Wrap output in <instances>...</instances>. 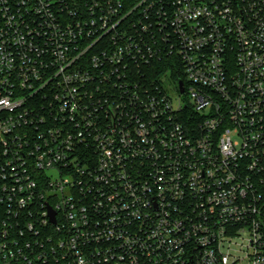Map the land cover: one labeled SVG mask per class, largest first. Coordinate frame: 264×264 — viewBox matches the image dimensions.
Instances as JSON below:
<instances>
[{
    "label": "built area",
    "instance_id": "2783aa9c",
    "mask_svg": "<svg viewBox=\"0 0 264 264\" xmlns=\"http://www.w3.org/2000/svg\"><path fill=\"white\" fill-rule=\"evenodd\" d=\"M0 264H264V0H0Z\"/></svg>",
    "mask_w": 264,
    "mask_h": 264
},
{
    "label": "rangeland",
    "instance_id": "374dc122",
    "mask_svg": "<svg viewBox=\"0 0 264 264\" xmlns=\"http://www.w3.org/2000/svg\"><path fill=\"white\" fill-rule=\"evenodd\" d=\"M164 86L171 96H178V83L176 81L167 78L164 82Z\"/></svg>",
    "mask_w": 264,
    "mask_h": 264
},
{
    "label": "trees",
    "instance_id": "16d2710c",
    "mask_svg": "<svg viewBox=\"0 0 264 264\" xmlns=\"http://www.w3.org/2000/svg\"><path fill=\"white\" fill-rule=\"evenodd\" d=\"M165 68L162 65H155L150 68H146V72L148 76H154L155 74L158 76L160 72H165Z\"/></svg>",
    "mask_w": 264,
    "mask_h": 264
},
{
    "label": "water",
    "instance_id": "95a60500",
    "mask_svg": "<svg viewBox=\"0 0 264 264\" xmlns=\"http://www.w3.org/2000/svg\"><path fill=\"white\" fill-rule=\"evenodd\" d=\"M180 90H181V92L183 93L184 92V89H183V83H180ZM52 221L53 222H55V219H54V215H53V213H52Z\"/></svg>",
    "mask_w": 264,
    "mask_h": 264
}]
</instances>
